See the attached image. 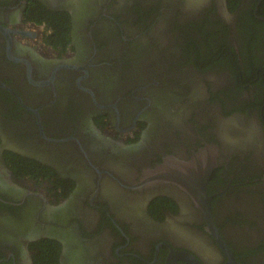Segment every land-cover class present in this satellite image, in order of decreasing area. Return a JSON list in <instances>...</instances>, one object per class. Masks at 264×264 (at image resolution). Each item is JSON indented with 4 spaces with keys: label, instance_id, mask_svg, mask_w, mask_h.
<instances>
[{
    "label": "flooded vegetation",
    "instance_id": "flooded-vegetation-1",
    "mask_svg": "<svg viewBox=\"0 0 264 264\" xmlns=\"http://www.w3.org/2000/svg\"><path fill=\"white\" fill-rule=\"evenodd\" d=\"M195 260L264 264V0H0V264Z\"/></svg>",
    "mask_w": 264,
    "mask_h": 264
},
{
    "label": "water",
    "instance_id": "water-1",
    "mask_svg": "<svg viewBox=\"0 0 264 264\" xmlns=\"http://www.w3.org/2000/svg\"><path fill=\"white\" fill-rule=\"evenodd\" d=\"M207 153V152H206ZM199 151V153L193 156V160L186 164H182L181 172L178 170H172L170 167L164 168V172L154 173L153 180H171L177 183L181 188L187 190L196 201H200V204H204L207 207L208 198L205 194V177L210 175L212 170L216 167L214 157H208V154ZM207 213V211H205ZM73 213V211L71 212ZM60 218H63L66 213H57ZM30 222L26 224L29 230L31 229V218L28 219ZM25 226V225H24ZM26 229V228H25ZM68 231V230H67ZM66 231V232H67ZM70 234V233H69ZM177 258H182L181 256H187L184 253L177 252L173 253ZM195 263L198 262L195 260ZM175 264V263H168Z\"/></svg>",
    "mask_w": 264,
    "mask_h": 264
}]
</instances>
